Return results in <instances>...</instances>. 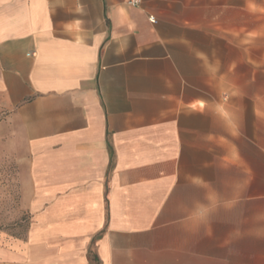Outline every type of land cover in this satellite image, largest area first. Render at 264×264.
I'll use <instances>...</instances> for the list:
<instances>
[{
	"label": "crops",
	"instance_id": "1",
	"mask_svg": "<svg viewBox=\"0 0 264 264\" xmlns=\"http://www.w3.org/2000/svg\"><path fill=\"white\" fill-rule=\"evenodd\" d=\"M210 4L0 0V143L31 217L0 264H241L264 238V139L242 142Z\"/></svg>",
	"mask_w": 264,
	"mask_h": 264
},
{
	"label": "rangeland",
	"instance_id": "2",
	"mask_svg": "<svg viewBox=\"0 0 264 264\" xmlns=\"http://www.w3.org/2000/svg\"><path fill=\"white\" fill-rule=\"evenodd\" d=\"M213 7L210 4L211 24L225 36L224 64L233 62L240 72L239 92L226 90L224 97L240 99L242 142L248 130L255 127L260 143L264 139V0H218L217 7ZM232 29L234 39L229 33ZM260 171L264 175L258 158V174ZM20 172L16 156L9 153L6 144L0 143V234L8 237H23L31 219L21 201ZM257 188L258 210L263 211L264 182L258 183ZM240 260L241 264H264L263 236H258L255 248L242 250Z\"/></svg>",
	"mask_w": 264,
	"mask_h": 264
},
{
	"label": "built area",
	"instance_id": "3",
	"mask_svg": "<svg viewBox=\"0 0 264 264\" xmlns=\"http://www.w3.org/2000/svg\"><path fill=\"white\" fill-rule=\"evenodd\" d=\"M143 1L144 0H126V2H127L128 5L135 6V7L140 6ZM148 20L152 24H154L156 22L154 16H149Z\"/></svg>",
	"mask_w": 264,
	"mask_h": 264
},
{
	"label": "trees",
	"instance_id": "4",
	"mask_svg": "<svg viewBox=\"0 0 264 264\" xmlns=\"http://www.w3.org/2000/svg\"><path fill=\"white\" fill-rule=\"evenodd\" d=\"M24 236H25V235H24ZM24 236H23V237H24ZM19 238H20V237H19Z\"/></svg>",
	"mask_w": 264,
	"mask_h": 264
}]
</instances>
